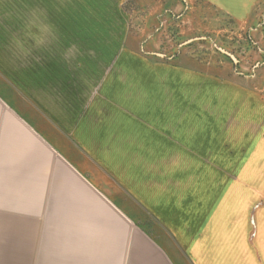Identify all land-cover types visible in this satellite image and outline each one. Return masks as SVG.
<instances>
[{
    "label": "crops",
    "instance_id": "1",
    "mask_svg": "<svg viewBox=\"0 0 264 264\" xmlns=\"http://www.w3.org/2000/svg\"><path fill=\"white\" fill-rule=\"evenodd\" d=\"M126 1L0 0V264H264L242 105L152 58Z\"/></svg>",
    "mask_w": 264,
    "mask_h": 264
},
{
    "label": "rangeland",
    "instance_id": "2",
    "mask_svg": "<svg viewBox=\"0 0 264 264\" xmlns=\"http://www.w3.org/2000/svg\"><path fill=\"white\" fill-rule=\"evenodd\" d=\"M238 1L127 0L124 8L132 15L130 26L134 32L142 29L145 15L149 14L147 25L139 36L143 41L146 39V51L152 52L151 57L162 60L164 64L172 62L191 69L179 71L180 80L188 78L195 81L198 87L210 86L211 110L217 111L218 98L224 97L227 101L237 99L242 105L237 109L243 117L235 121L231 115L228 124L232 128L238 125L254 131V195L258 193L264 198V0H259L255 8L253 5L249 17L243 20L230 10L237 14L245 12L236 9L243 5ZM218 47L233 53L237 61L224 56ZM205 71L227 77L249 91L237 93L226 87L225 90L220 88L219 92L218 85L212 84L204 76L202 72ZM228 108L235 113L236 107ZM252 109L254 123L244 116H249L247 112ZM247 156H242L244 165L240 170L241 177L245 179L250 178L252 173L250 167L246 166L250 163L245 160ZM258 182L263 185H256ZM243 193L247 194L245 187ZM254 209H264V200L254 202Z\"/></svg>",
    "mask_w": 264,
    "mask_h": 264
},
{
    "label": "water",
    "instance_id": "3",
    "mask_svg": "<svg viewBox=\"0 0 264 264\" xmlns=\"http://www.w3.org/2000/svg\"><path fill=\"white\" fill-rule=\"evenodd\" d=\"M218 49L222 53H224V54L228 55L229 57H231L235 62L237 61V57L233 53H231L230 51H228V50H226L225 48H222V47H218ZM160 55H162V54H160Z\"/></svg>",
    "mask_w": 264,
    "mask_h": 264
},
{
    "label": "trees",
    "instance_id": "4",
    "mask_svg": "<svg viewBox=\"0 0 264 264\" xmlns=\"http://www.w3.org/2000/svg\"><path fill=\"white\" fill-rule=\"evenodd\" d=\"M224 56H226V57H228V55H226V54H223Z\"/></svg>",
    "mask_w": 264,
    "mask_h": 264
}]
</instances>
